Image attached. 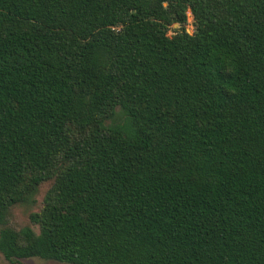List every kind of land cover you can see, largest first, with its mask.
<instances>
[{
    "label": "trees",
    "instance_id": "trees-1",
    "mask_svg": "<svg viewBox=\"0 0 264 264\" xmlns=\"http://www.w3.org/2000/svg\"><path fill=\"white\" fill-rule=\"evenodd\" d=\"M0 253L264 264V0H0Z\"/></svg>",
    "mask_w": 264,
    "mask_h": 264
},
{
    "label": "rangeland",
    "instance_id": "rangeland-1",
    "mask_svg": "<svg viewBox=\"0 0 264 264\" xmlns=\"http://www.w3.org/2000/svg\"><path fill=\"white\" fill-rule=\"evenodd\" d=\"M188 18H187V23H186V29L188 32H192L193 30V24H192V19L190 17V12L187 10ZM178 27L177 25H172V28ZM169 35L173 34V31L169 29L168 31ZM47 185L44 184L40 187L39 192L36 196V203H30L28 205H22L18 206L14 210H12V215H11V223L17 227L22 226L27 222V215L30 211H36L39 207V202L41 200L42 194L44 190L46 189ZM0 264H68V263H63V262H58L55 260H44L41 258L33 257V258H24V259H19L14 262L7 261L3 255L0 253Z\"/></svg>",
    "mask_w": 264,
    "mask_h": 264
},
{
    "label": "water",
    "instance_id": "water-1",
    "mask_svg": "<svg viewBox=\"0 0 264 264\" xmlns=\"http://www.w3.org/2000/svg\"><path fill=\"white\" fill-rule=\"evenodd\" d=\"M174 25H177V24H174Z\"/></svg>",
    "mask_w": 264,
    "mask_h": 264
}]
</instances>
